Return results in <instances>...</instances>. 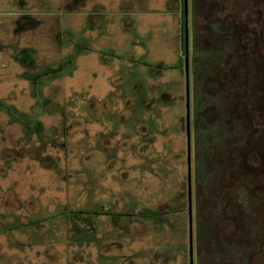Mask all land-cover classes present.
<instances>
[{
    "label": "rangeland",
    "instance_id": "1",
    "mask_svg": "<svg viewBox=\"0 0 264 264\" xmlns=\"http://www.w3.org/2000/svg\"><path fill=\"white\" fill-rule=\"evenodd\" d=\"M190 1L191 264H264V0L204 4L197 110ZM180 10L0 0V264H188Z\"/></svg>",
    "mask_w": 264,
    "mask_h": 264
},
{
    "label": "trees",
    "instance_id": "2",
    "mask_svg": "<svg viewBox=\"0 0 264 264\" xmlns=\"http://www.w3.org/2000/svg\"><path fill=\"white\" fill-rule=\"evenodd\" d=\"M191 10H190V30H191V40H190V66L192 68V98H193V109L197 110L200 107V102H204L206 107L210 104L207 103L214 94V84L211 78L210 71L213 68V63L216 60L217 48L215 44V39L213 42L208 39L203 33L204 26V11L208 5H211L209 0H191ZM181 19V37H182V10H180ZM214 24V23H212ZM216 35L213 34V38ZM182 40V38H181ZM183 53V47H181ZM180 65V64H179ZM208 114V109L204 111ZM208 128H206L207 131ZM210 129V128H209ZM197 155V152H196ZM198 180L203 181L202 177H198ZM241 202H244V198ZM176 208L169 207L167 209H149L141 208L136 215L143 218H150L152 220H158L164 213L174 212ZM72 214H78L79 210H72ZM85 211V210H84ZM101 212V211H98ZM112 214V212H109Z\"/></svg>",
    "mask_w": 264,
    "mask_h": 264
},
{
    "label": "water",
    "instance_id": "3",
    "mask_svg": "<svg viewBox=\"0 0 264 264\" xmlns=\"http://www.w3.org/2000/svg\"><path fill=\"white\" fill-rule=\"evenodd\" d=\"M182 47L184 70V134H185V163H186V194H187V255L188 264H191V230H190V141H189V104H188V78H187V9L186 0H182Z\"/></svg>",
    "mask_w": 264,
    "mask_h": 264
},
{
    "label": "flooded vegetation",
    "instance_id": "4",
    "mask_svg": "<svg viewBox=\"0 0 264 264\" xmlns=\"http://www.w3.org/2000/svg\"><path fill=\"white\" fill-rule=\"evenodd\" d=\"M72 9L75 10L76 8L73 7ZM181 10H182V0H181ZM190 40H191V38H190ZM182 55H183V53H182ZM187 56H188V54H187ZM34 79H36V77ZM191 99L193 100V98H191ZM188 104H189V101H188ZM189 125H190V122H189ZM189 129H190V126H189ZM189 134H190V130H189Z\"/></svg>",
    "mask_w": 264,
    "mask_h": 264
}]
</instances>
